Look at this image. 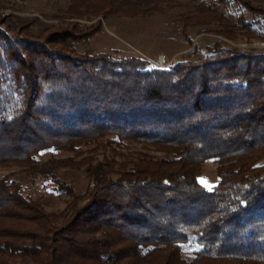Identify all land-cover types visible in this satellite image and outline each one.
I'll list each match as a JSON object with an SVG mask.
<instances>
[{
    "label": "trees",
    "instance_id": "16d2710c",
    "mask_svg": "<svg viewBox=\"0 0 264 264\" xmlns=\"http://www.w3.org/2000/svg\"><path fill=\"white\" fill-rule=\"evenodd\" d=\"M174 1L71 0L56 22L8 28L0 15V163L68 196L49 210L0 176V264H264V48L235 44L264 41V2L186 0L179 29L194 47L164 65L79 47L103 26L77 17ZM49 151H82L87 187Z\"/></svg>",
    "mask_w": 264,
    "mask_h": 264
},
{
    "label": "rangeland",
    "instance_id": "374dc122",
    "mask_svg": "<svg viewBox=\"0 0 264 264\" xmlns=\"http://www.w3.org/2000/svg\"><path fill=\"white\" fill-rule=\"evenodd\" d=\"M260 1L264 2V0ZM174 2L178 5L171 7L169 4H163L165 11L152 15L135 17L111 15L104 18L87 13L77 17L75 19L79 20L81 24L89 25L101 20L103 26L88 42L80 43L79 47L90 51H116L119 54L139 53L153 59L154 62L165 57V61L170 63L178 55L190 52L194 47L179 29L183 25V13H186L192 6L188 5L186 0H175ZM70 4L71 0H0V15L4 17L3 26L5 28L17 25L22 17H32L33 15L45 22H56L58 18L54 14L63 17L71 14ZM190 35L195 36V40L210 41L214 34L197 33L196 29H191ZM235 44L244 49L264 48V41L259 40ZM83 156L82 151H49L42 155V159L56 157L61 160L59 163L61 164L60 175L68 182L74 183L76 189L81 191L87 187L88 179L75 163ZM217 166L218 164L214 160L204 163L201 181L208 187L218 181ZM4 175L22 182L26 186V192L40 199L49 210H58L65 206L68 196L55 191L52 187L53 183L40 177L34 179L29 176L27 165L19 162L0 163V176Z\"/></svg>",
    "mask_w": 264,
    "mask_h": 264
},
{
    "label": "built area",
    "instance_id": "2783aa9c",
    "mask_svg": "<svg viewBox=\"0 0 264 264\" xmlns=\"http://www.w3.org/2000/svg\"><path fill=\"white\" fill-rule=\"evenodd\" d=\"M156 63H158L159 65H164L168 63V61H165V57H163V58H160L159 61H157Z\"/></svg>",
    "mask_w": 264,
    "mask_h": 264
}]
</instances>
